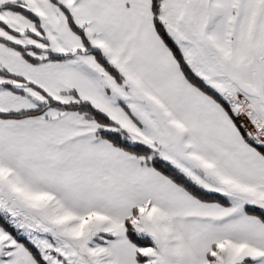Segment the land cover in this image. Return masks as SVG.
Segmentation results:
<instances>
[{"label":"snow or ice","instance_id":"1","mask_svg":"<svg viewBox=\"0 0 264 264\" xmlns=\"http://www.w3.org/2000/svg\"><path fill=\"white\" fill-rule=\"evenodd\" d=\"M0 264H264V0H0Z\"/></svg>","mask_w":264,"mask_h":264}]
</instances>
